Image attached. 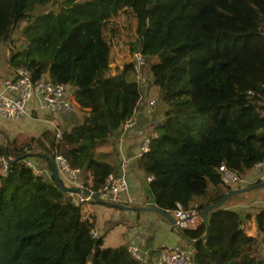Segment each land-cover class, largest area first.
I'll use <instances>...</instances> for the list:
<instances>
[{"label": "trees", "instance_id": "obj_1", "mask_svg": "<svg viewBox=\"0 0 264 264\" xmlns=\"http://www.w3.org/2000/svg\"><path fill=\"white\" fill-rule=\"evenodd\" d=\"M49 3L55 0H0V40L9 41L15 26L25 22L23 41L13 50L9 45L5 62L10 73L25 68L31 82L46 78L69 87L71 109L59 110L83 115L66 127L53 119L38 135L8 137L7 144L0 135V264H153L166 246L146 248L137 232L129 242L104 245L95 215L82 202H72L74 193L55 186L42 154L63 157L79 170V178L83 174L85 190L97 196L105 177L120 172L115 142L138 109L136 77L146 64L165 106L162 118L144 127L148 150L133 160L135 175L150 176L139 190L146 205L170 214L175 202L201 213L232 190L220 180V164L244 177L264 160V106L259 103L264 97V33L259 30L264 0H61L56 9L36 10ZM125 11L135 19L142 61L134 66V56L109 73L103 29ZM200 45L206 60L199 65L192 98L188 68ZM33 98L43 105L36 94L27 101ZM106 143L109 149L98 150ZM4 151L10 159L31 154L3 169ZM34 160L49 171L48 179L26 164ZM237 195L207 211V229L203 221L194 229H177L192 241L193 264H264V249L258 255L255 237L245 231L252 219L264 234V208L240 214L226 204ZM87 200L117 207L109 200ZM110 222L111 227L118 220ZM128 245L137 246L140 261L129 256Z\"/></svg>", "mask_w": 264, "mask_h": 264}, {"label": "rangeland", "instance_id": "obj_2", "mask_svg": "<svg viewBox=\"0 0 264 264\" xmlns=\"http://www.w3.org/2000/svg\"><path fill=\"white\" fill-rule=\"evenodd\" d=\"M60 1L61 0H55V3L46 4L42 7L36 8V10L41 11V10H47L49 8L50 9H56L57 5ZM24 24H25V22L21 21L20 25L18 23L15 26L13 32L10 34V40L9 41L8 40H0V74H1V71L7 69L5 67V64H4V57H5V52H7V51H8V53L10 52L9 45L10 46L12 45V47H14L11 49V50H13L15 48H18L19 45L23 41L22 37H21V33H20V28ZM134 29H135V19L129 11L119 12L116 16L111 17L105 23V26L103 29V37L105 38V40L109 44V73H113L117 69V67L118 66L120 67L123 63H126V62L131 61V60L133 61L135 58L137 59V56L139 55V53L137 52L138 47H139V43H138ZM259 30L262 33H264V21L260 22ZM192 55L195 58V61L192 62V66H194V69H192V66L190 65L188 68V71L190 72V75L192 77V82H193L192 83V98H193V96L195 98L196 97L195 92H196V87H197V82H198L197 81V77H198L197 71L200 68L199 65L202 64L203 62H205V60H206V54H205L203 45H200V46L194 48L192 51ZM134 56H135V58H134ZM194 58H193V60H194ZM150 60H153V59L151 57H149V59L147 61H150ZM154 60H156V59H154ZM190 70L192 71L193 75H192ZM9 74H10V71L6 76L2 77L0 80L2 81ZM136 81L138 84L139 92L141 94V99L138 102L137 112L140 115V117L142 116L148 120L150 119L148 124L151 125V123L153 121H159L162 118V116H163L162 112H163L165 105L158 98L157 87L154 86L153 84H151L149 81V76H148V72L146 69V64L144 67H142L141 71L139 69V76H138V78L136 77ZM0 88H1V86H0ZM149 101H152V103L149 104L148 103ZM259 103L264 106V97L260 99ZM82 115H83V112L80 110L76 114L77 119L78 118L82 119ZM128 130H129V128L127 129L125 126L124 133L126 134V132ZM0 141H1V137H0ZM30 161L33 162V160H30ZM34 162L35 163H33V170H35L36 167L40 168L42 170V172H44L43 175L45 176V178L48 179L49 171L48 170L45 171L44 167L39 162H36L35 160H34ZM4 163H5V161H4ZM1 165H2V163H1ZM5 166H6V163H5ZM4 167L2 165L3 169H4ZM246 174H248V173H246ZM60 175L63 177L62 174H60ZM136 176H139V185L140 186L142 184L145 185L146 179L144 177V174L139 172V174H136ZM82 177H83V174H80V178H82ZM80 178L78 175L77 181H79L82 185V188H84L83 187L84 185L81 182L82 179L80 180ZM63 179L65 181L64 180H61V181L65 185L75 186V185L66 184L65 182L68 180L64 177H63ZM126 180H127V177H126ZM255 183H258V181L251 179L241 186H238L237 183H235V184L231 185L230 187L232 189H235L238 187L248 186V185H252ZM227 186H229V185H227ZM137 187H138L137 186V180H134L133 189H135ZM254 190H257V188L255 187ZM86 191H88V190H86ZM129 192H130V187H129V183L127 180L126 194ZM122 194L124 195V193H122ZM122 194H120V195H122ZM235 194H238V195L235 196L234 198L230 199L231 205L229 204V201L226 204L230 205L234 210L238 211L240 214H244V213L252 214L255 212V210L260 208L259 205H253L251 203V201H253V200H249L250 197H248V192L245 191V192L235 193ZM74 197H76V196H74ZM133 201H134V199L132 197L129 200L128 196H126L124 200H121L118 203H121V204L126 206L127 204H131ZM87 203H88V200L83 201L82 207H85ZM261 206L264 208V204H261ZM115 212L120 217L118 219L119 223L115 224V227H113V229L110 230L109 233H107V235H105L104 241H103L104 245L114 246L115 244H117L119 242H123L122 238L125 237L126 234L123 235L121 232L128 231V228L134 224H140V223L146 222L145 221L146 219L150 220L151 218L148 217L149 215L154 216V217H158L159 219H162L167 223L165 218L161 217L158 213H156L154 211L153 212L138 211V218L133 217L134 216L133 214L136 212L135 211L133 212L132 210L126 212L125 209H118V211H115ZM243 223H244V225L247 224V222H244V221H243ZM111 224L112 223L109 221V223H107V225H105V226L108 227ZM105 226L103 227V230H105ZM101 230L102 229L96 230L97 231L96 233L98 234L99 232H102ZM245 231H246V233L251 234L255 237L256 243L254 244V251L257 252L258 255H260L264 249V234H261L256 230V228L254 227V224L252 222V219L247 224V228L245 229ZM150 233H151V231H150ZM154 233L156 234V243L158 245L160 243H163L164 245L176 244L181 239V238L179 239L178 231L176 232L174 230H172V231H169L168 229H165V230L161 229L160 230L159 228L156 227L154 230ZM188 244H179V245L190 246Z\"/></svg>", "mask_w": 264, "mask_h": 264}, {"label": "built area", "instance_id": "obj_3", "mask_svg": "<svg viewBox=\"0 0 264 264\" xmlns=\"http://www.w3.org/2000/svg\"><path fill=\"white\" fill-rule=\"evenodd\" d=\"M142 61L141 57L137 56L138 65ZM70 88L66 87L61 83H52L46 78H41L36 82H31L29 79V74L25 68H19L13 71L1 81L0 88V118L4 120H10L16 118L25 113V103L31 95L36 94L41 99L43 105L47 108L50 113H54L59 109L69 110L71 109V104L68 100ZM149 104L152 101L148 102ZM52 124V121L49 124ZM134 124V120L128 119L124 125L120 134L124 133L125 126L130 128ZM60 130L55 132L58 136ZM149 135L142 134L137 144V154L145 152L148 150ZM56 163L57 170L60 172L64 178L69 182L73 183L79 188L78 193L68 192L70 195L74 193L71 200L74 204L83 202L91 197L92 193L77 181V176L79 175V170L77 168H72L60 155L53 156ZM26 164L31 166L33 170V165L26 161ZM3 167L5 166L4 161H2ZM126 165L125 160L120 161V172L117 175L109 173L105 177L104 184L98 191L96 197L104 201H119L120 194H126L127 191V180L123 173L122 166ZM260 167H264V160L253 166V170ZM217 171L220 176V180L226 185H233L239 183L242 180L235 171L226 168L223 164L217 167ZM35 173H40L41 170H33ZM150 176H147L148 180ZM264 174L256 176L252 180H263ZM249 181V180H247ZM76 196V197H74ZM171 215L174 218V226L177 229L186 228L194 229L201 224L202 216L194 208L183 207L182 204L175 202L174 207L171 210ZM127 251L129 256L133 260H139L140 255L137 246L128 245ZM193 249L191 246L173 245L166 246L165 249L161 250L155 257L153 264H193ZM140 261V260H139Z\"/></svg>", "mask_w": 264, "mask_h": 264}, {"label": "crops", "instance_id": "obj_4", "mask_svg": "<svg viewBox=\"0 0 264 264\" xmlns=\"http://www.w3.org/2000/svg\"><path fill=\"white\" fill-rule=\"evenodd\" d=\"M8 54H9L8 51L5 52V57H4V64L7 69L1 71L0 79L9 73V68L7 67L6 62H5L6 60L5 58L8 56ZM0 84H1V80H0ZM25 109L28 112V114H25L17 119L9 120V121L0 119V130L3 132L5 136H7V138L15 137L18 139H26V137H29V136H36L38 135L40 131L47 128L49 126L48 125L49 122L53 119L54 121L56 120L58 124H61L65 127L76 122V120H78L76 116L77 114L76 111L70 113V112H66L63 110H59L57 113L51 114L48 110H46V108L37 99H34V98L27 101ZM132 117H133L132 119L134 120L133 127L129 128L126 134L125 133L120 134L119 132L117 135V141L116 142L114 141L116 144L117 151H118L117 160H120V161L121 159L125 160L126 165H123L122 168L123 170H126L127 172L126 177H127L129 187H130V192L127 193L128 195L127 194L120 195L119 201L124 200L126 196H128L129 200L131 197L134 199V201L131 204H127L126 206L146 205L144 202V196L139 190V186H140L139 176H136L133 170L134 168L133 160H134V157L137 155L138 140L140 139L142 134H145V131L147 128H144V127H146L150 119L148 120L145 117H142V116L140 117V115L137 112V109L133 113ZM154 122L157 123V121H154ZM110 147H111V144L106 143L104 146L99 147L98 150H107ZM119 169H121V167L117 163L116 170H119ZM257 170L254 171L253 169H251L248 172V174L244 175V177L242 176V180L240 181L241 183H239L238 186L243 185L244 183L247 182V180H251L255 178L256 176L264 174V167L262 168L260 167ZM58 173H59L60 178L62 179V176L60 175L61 173L60 172ZM144 177L146 179V175H144ZM134 180H137V186H138L135 189H133ZM257 181L263 182L264 179L257 180ZM65 183L69 185H74L73 183L69 181H66ZM249 192H248V197H250L249 200H253L251 201V203L253 205H259L260 208H263L261 204H264V187L261 186L257 188V190L253 189L252 191H249ZM85 208H86V211L91 212L95 215V221H96L95 228L96 230L102 229L101 231L102 233H104L103 240H104L105 235H107V233H109V231L112 230L113 227H115V225H112L111 227L110 226L107 227L105 225H107V223H109V221H111L112 219L118 220L120 218L119 215L115 211H118V209H125L126 212L132 210L128 207H116V208L108 207V206L102 205L101 203H96V202L95 203L88 202ZM132 211L136 212L133 214L134 215L133 217L138 218V211H147V210H137V211L132 210ZM148 212H153V211H148ZM159 215L165 218L161 214ZM148 217H150L151 219L150 220L146 219L145 220L146 222L144 223L134 224L128 228V231L121 232L123 235L126 234L125 237L122 238V241L125 243L131 241L132 238H134L135 232H137L140 234V241L145 245L146 248H149V249L153 247H157V246H173V245H179V244H188V242L185 239H183L182 236L179 234V239L180 238L181 239L179 240L178 243L172 244V245H164L163 243H160L158 245L156 243V234L154 233V230L156 227L159 228L160 230L168 229L169 231L174 230L176 232L178 230L174 226V224H172L166 218L165 220L167 221V223L164 220L159 219L158 217H154L150 215ZM104 226H105V230H103ZM98 234H100V232ZM123 242H119L117 244H120Z\"/></svg>", "mask_w": 264, "mask_h": 264}, {"label": "water", "instance_id": "obj_5", "mask_svg": "<svg viewBox=\"0 0 264 264\" xmlns=\"http://www.w3.org/2000/svg\"><path fill=\"white\" fill-rule=\"evenodd\" d=\"M0 134H2L4 136V139H5V143L7 144L8 142V138L7 136H5L3 134V132L0 130ZM6 146V145H5ZM31 153L30 152H27L25 154H19L17 155L16 157L14 158H8L7 154H6V151H4V154H3V158H4V161L6 164H9L10 162H13L15 161L16 159H19V158H23L25 156H28L30 155ZM42 156L46 157L47 160L50 162V165H51V174H52V178H53V182L55 184V186L62 190V191H66V192H74V193H78L79 192V188L77 186H68V185H65L62 181H61V178L59 176V173H58V170H57V166H56V163L53 159V156L51 155H46V154H42ZM264 185V181L263 182H258V183H255V184H252V185H248V186H242V187H238V188H235V189H232L231 191L225 193L220 199H218L215 203L213 204H209V205H206L202 211H201V214H202V220L205 224V228L207 229V218H206V214H207V211L209 209H212V208H215L217 206H219L220 204H222V202L228 198L229 196L235 194V193H241V192H245V191H248L250 189H253L255 187H259V186H262ZM91 197L93 199H95L96 201L98 202H104V200L94 196V195H91ZM111 204H113L114 206H117V207H128L132 210H147V211H154V212H157L159 214H161L162 216H164L166 219H168L172 224H174V218L172 217V215L166 211H164L163 209H160L158 208L157 206L153 205V204H150V205H132V206H124L123 204H120L118 202H110ZM189 243L192 242V241H188Z\"/></svg>", "mask_w": 264, "mask_h": 264}, {"label": "clouds", "instance_id": "obj_6", "mask_svg": "<svg viewBox=\"0 0 264 264\" xmlns=\"http://www.w3.org/2000/svg\"><path fill=\"white\" fill-rule=\"evenodd\" d=\"M257 181V180H256ZM262 182V181H261ZM201 216H202V214H201Z\"/></svg>", "mask_w": 264, "mask_h": 264}]
</instances>
